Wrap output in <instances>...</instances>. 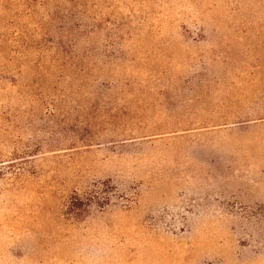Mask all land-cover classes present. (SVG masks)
I'll list each match as a JSON object with an SVG mask.
<instances>
[{
    "label": "rangeland",
    "instance_id": "rangeland-1",
    "mask_svg": "<svg viewBox=\"0 0 264 264\" xmlns=\"http://www.w3.org/2000/svg\"><path fill=\"white\" fill-rule=\"evenodd\" d=\"M0 167V264H264V0H0Z\"/></svg>",
    "mask_w": 264,
    "mask_h": 264
},
{
    "label": "trees",
    "instance_id": "trees-1",
    "mask_svg": "<svg viewBox=\"0 0 264 264\" xmlns=\"http://www.w3.org/2000/svg\"><path fill=\"white\" fill-rule=\"evenodd\" d=\"M5 175L3 168L0 167V179ZM80 205V204H79Z\"/></svg>",
    "mask_w": 264,
    "mask_h": 264
}]
</instances>
